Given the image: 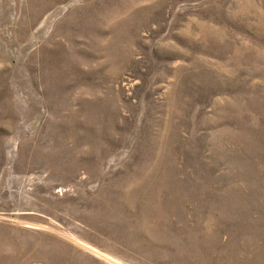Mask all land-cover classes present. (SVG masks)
Instances as JSON below:
<instances>
[{
	"label": "rangeland",
	"instance_id": "rangeland-1",
	"mask_svg": "<svg viewBox=\"0 0 264 264\" xmlns=\"http://www.w3.org/2000/svg\"><path fill=\"white\" fill-rule=\"evenodd\" d=\"M0 264H264V0H0Z\"/></svg>",
	"mask_w": 264,
	"mask_h": 264
}]
</instances>
